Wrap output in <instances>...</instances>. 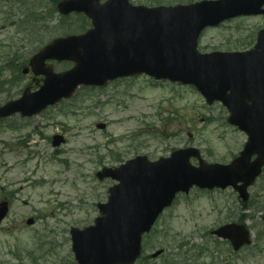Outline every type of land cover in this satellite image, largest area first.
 Listing matches in <instances>:
<instances>
[{"label":"rangeland","instance_id":"1","mask_svg":"<svg viewBox=\"0 0 264 264\" xmlns=\"http://www.w3.org/2000/svg\"><path fill=\"white\" fill-rule=\"evenodd\" d=\"M150 1L130 0L148 7ZM32 10L48 16L54 5L52 0H0V67L11 64L5 73L0 71L11 80L0 89V104L11 100L9 94L19 98L25 88L36 91L42 86L40 78L31 73L18 75L38 49L82 31V22L74 16L69 21L72 31L64 34L56 28L58 13L52 21H44L51 32L41 28L40 22L25 24L26 12ZM12 22L28 33L36 26V32L18 33ZM90 28L87 19L83 31ZM261 28L263 16L230 21L207 30L200 50L247 51ZM50 66L61 73L74 65ZM227 118L220 103L208 105L190 86L138 76L103 89L81 88L74 99L39 116H16L0 123V202L8 200L11 207L0 226V264L75 263L71 229L92 226L99 216L98 204L108 201L109 190L116 184L97 178L104 168H118L138 155L158 161L188 147L199 149L208 164L231 163L243 150L247 135L229 125ZM98 124H105L106 129H98ZM56 135L66 140L59 148L52 145ZM191 163L198 166L196 159ZM249 193L251 210L243 208L233 189L193 190L189 196H180L161 217L155 232L144 238V257L164 249L161 258L151 262L264 264V174ZM30 218L36 221L32 227L26 224ZM241 220L252 231L253 245L234 252L229 242L212 231ZM42 244L45 248L38 252Z\"/></svg>","mask_w":264,"mask_h":264},{"label":"water","instance_id":"2","mask_svg":"<svg viewBox=\"0 0 264 264\" xmlns=\"http://www.w3.org/2000/svg\"><path fill=\"white\" fill-rule=\"evenodd\" d=\"M263 6L264 0H213L151 9L133 6L129 0H108L104 5L100 0H66L58 5L64 16L86 14L93 28L81 36L55 40L35 55L31 67L36 76L45 77L44 85L1 106L0 119L38 115L70 99L81 85L104 86L145 73L157 80L197 86L208 103H224L231 112L229 122L249 136L241 156L226 166L206 164L198 150L189 148L155 163L138 157L118 169L100 172V180L111 178L119 185L110 189L109 202L98 206L102 216L95 226L72 230L79 264H133L141 254L142 236L178 193L188 194L194 186L209 190L233 187L248 201V188L264 166V31L255 48L244 53L202 56L197 45L206 27L242 15L264 14ZM50 60L74 61L76 66L55 74L47 67ZM63 142L56 136L53 144ZM255 154L258 158L252 162ZM191 158L199 160L198 167L191 164ZM7 214L8 205L3 203L0 223ZM214 234L229 240L235 251L252 243L245 225L229 224Z\"/></svg>","mask_w":264,"mask_h":264},{"label":"trees","instance_id":"3","mask_svg":"<svg viewBox=\"0 0 264 264\" xmlns=\"http://www.w3.org/2000/svg\"><path fill=\"white\" fill-rule=\"evenodd\" d=\"M59 1L60 0H52V3L54 5V10L50 11V14L48 15L49 16L48 19H50V21H52L54 19L53 16L57 13L55 7ZM196 1L197 0H151L150 3H151V6H159V5H163L164 3H166L167 5H175V4H179V3L188 4V3H192V2H196ZM42 15H44V14L43 13L41 14V12L36 13L35 11H32L30 14H28L27 21L29 24H32V23L35 24V22H37V21H39L41 23V22H43L42 21L43 20ZM78 21L82 22V28H80V31L81 30L83 31V29H85L86 18L81 16L80 18H78ZM13 25L17 26V32L18 33H24L26 35H29V34L32 35V30H33V32L36 31L35 28L33 29V27H32V28H30L29 33L24 32V31H22V28L19 25H17V24H13ZM44 27L47 28L48 32H51L52 27H50V26H44ZM56 28H59L64 34L70 33L72 31L71 22H69V19L62 18V17L59 19V24ZM73 33H76V32H73ZM1 60H2V58H0V61ZM2 67L3 66L0 67V71H3L5 73L6 71H8V69L11 68V64H7L6 67L3 69H2ZM9 82L10 81L5 79V75L4 74L1 75V72H0V89L4 88L6 84H9ZM9 96H10V99H12L11 94H9ZM242 205H243L244 209H249V207H250L247 204H242ZM241 222H244V220H241ZM39 247H40V250H37L38 252L42 251L45 248V246H39ZM37 251H35V252L33 251V254L36 253Z\"/></svg>","mask_w":264,"mask_h":264},{"label":"flooded vegetation","instance_id":"4","mask_svg":"<svg viewBox=\"0 0 264 264\" xmlns=\"http://www.w3.org/2000/svg\"><path fill=\"white\" fill-rule=\"evenodd\" d=\"M161 258V257H160Z\"/></svg>","mask_w":264,"mask_h":264}]
</instances>
